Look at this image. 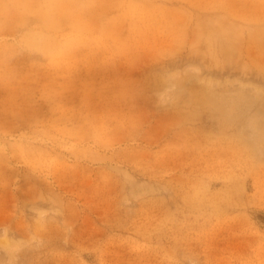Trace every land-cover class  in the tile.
<instances>
[{"label":"rangeland","instance_id":"rangeland-1","mask_svg":"<svg viewBox=\"0 0 264 264\" xmlns=\"http://www.w3.org/2000/svg\"><path fill=\"white\" fill-rule=\"evenodd\" d=\"M0 264H264V0H0Z\"/></svg>","mask_w":264,"mask_h":264},{"label":"bare ground","instance_id":"bare-ground-1","mask_svg":"<svg viewBox=\"0 0 264 264\" xmlns=\"http://www.w3.org/2000/svg\"><path fill=\"white\" fill-rule=\"evenodd\" d=\"M263 117V116H262ZM258 122V121H257Z\"/></svg>","mask_w":264,"mask_h":264}]
</instances>
